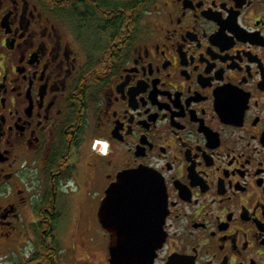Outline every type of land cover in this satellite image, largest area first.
Segmentation results:
<instances>
[{
    "label": "flooded vegetation",
    "instance_id": "af4514ba",
    "mask_svg": "<svg viewBox=\"0 0 264 264\" xmlns=\"http://www.w3.org/2000/svg\"><path fill=\"white\" fill-rule=\"evenodd\" d=\"M145 1L0 0V264H54L68 227L76 264H129L99 211L137 171L151 264H264V0Z\"/></svg>",
    "mask_w": 264,
    "mask_h": 264
},
{
    "label": "water",
    "instance_id": "95a60500",
    "mask_svg": "<svg viewBox=\"0 0 264 264\" xmlns=\"http://www.w3.org/2000/svg\"><path fill=\"white\" fill-rule=\"evenodd\" d=\"M116 185L110 187L106 193V202L100 208V214H110L118 219L112 224H125L128 229L134 225L137 229L131 228L123 232L129 236L126 242L110 246L111 260L131 264H151L155 251L162 245L164 239L162 225L164 215H160V200L158 199L159 183L157 178L149 172L137 171L134 174H122L119 176ZM161 192L163 188L160 186ZM118 198L120 203L116 210L107 211L110 199ZM140 198L141 200H138ZM164 209V200L162 201ZM144 213L139 220L130 218L128 213L131 210ZM164 214V213H163ZM120 221V222H119Z\"/></svg>",
    "mask_w": 264,
    "mask_h": 264
},
{
    "label": "rangeland",
    "instance_id": "374dc122",
    "mask_svg": "<svg viewBox=\"0 0 264 264\" xmlns=\"http://www.w3.org/2000/svg\"><path fill=\"white\" fill-rule=\"evenodd\" d=\"M63 235V243L60 248L62 253L59 255L60 261H58V264H76V260L79 259V257H76L77 259H75L73 255L76 253V256H80L81 250L75 241L72 243V239L74 238L73 228L68 227V229L64 231Z\"/></svg>",
    "mask_w": 264,
    "mask_h": 264
},
{
    "label": "trees",
    "instance_id": "16d2710c",
    "mask_svg": "<svg viewBox=\"0 0 264 264\" xmlns=\"http://www.w3.org/2000/svg\"><path fill=\"white\" fill-rule=\"evenodd\" d=\"M142 1H144L143 4H144V6H145V8H146V7H147L146 1H145V0H142ZM128 7H129V10H130L131 6L129 5ZM52 247H54V251H53V256L55 257V262H54V264H57L56 262H57V260H58V255L60 254V251H61V250H60L59 246H57V245H54V246H52ZM46 252H47L46 249L43 248L42 251H41V253L38 254V258H39V259L44 258Z\"/></svg>",
    "mask_w": 264,
    "mask_h": 264
}]
</instances>
